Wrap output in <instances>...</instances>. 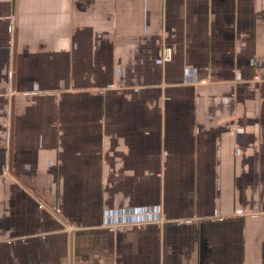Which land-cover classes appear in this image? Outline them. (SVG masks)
<instances>
[{"label": "crops", "instance_id": "0c3cea01", "mask_svg": "<svg viewBox=\"0 0 264 264\" xmlns=\"http://www.w3.org/2000/svg\"><path fill=\"white\" fill-rule=\"evenodd\" d=\"M0 264H264V0H0Z\"/></svg>", "mask_w": 264, "mask_h": 264}, {"label": "built area", "instance_id": "2783aa9c", "mask_svg": "<svg viewBox=\"0 0 264 264\" xmlns=\"http://www.w3.org/2000/svg\"><path fill=\"white\" fill-rule=\"evenodd\" d=\"M203 82H205L206 80H202ZM60 210L59 209H57V212H59Z\"/></svg>", "mask_w": 264, "mask_h": 264}]
</instances>
